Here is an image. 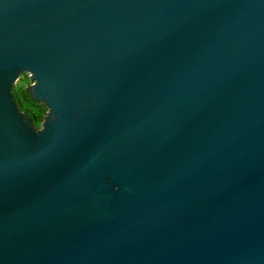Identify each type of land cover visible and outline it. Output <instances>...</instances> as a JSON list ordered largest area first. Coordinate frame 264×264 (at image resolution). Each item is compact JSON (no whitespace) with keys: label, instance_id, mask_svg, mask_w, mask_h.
<instances>
[{"label":"water","instance_id":"1","mask_svg":"<svg viewBox=\"0 0 264 264\" xmlns=\"http://www.w3.org/2000/svg\"><path fill=\"white\" fill-rule=\"evenodd\" d=\"M0 264H264V0H0Z\"/></svg>","mask_w":264,"mask_h":264},{"label":"trees","instance_id":"2","mask_svg":"<svg viewBox=\"0 0 264 264\" xmlns=\"http://www.w3.org/2000/svg\"><path fill=\"white\" fill-rule=\"evenodd\" d=\"M30 79L26 73H21L18 80L13 84L11 92L19 110H22L31 119L35 127L40 125L46 108L41 102L31 98L30 93L26 90Z\"/></svg>","mask_w":264,"mask_h":264},{"label":"rangeland","instance_id":"3","mask_svg":"<svg viewBox=\"0 0 264 264\" xmlns=\"http://www.w3.org/2000/svg\"><path fill=\"white\" fill-rule=\"evenodd\" d=\"M18 78H19V77H18ZM17 80H18V79H17ZM17 80H16V81H17ZM29 83H30V82H29ZM29 83H28V84H29ZM28 84H27V85H28Z\"/></svg>","mask_w":264,"mask_h":264}]
</instances>
